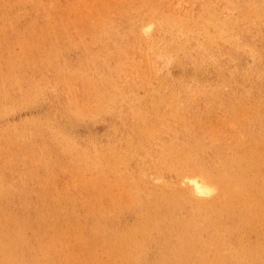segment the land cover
Listing matches in <instances>:
<instances>
[{
  "label": "bare ground",
  "instance_id": "1",
  "mask_svg": "<svg viewBox=\"0 0 264 264\" xmlns=\"http://www.w3.org/2000/svg\"><path fill=\"white\" fill-rule=\"evenodd\" d=\"M217 1L0 0V22L10 26L8 32L20 28L28 37V44L18 45L17 75L1 74L6 90L0 89V108L15 111L50 94L60 119L106 124L107 116H93L112 113L122 94V72L136 71V62L142 72L129 76L132 90L143 88L147 79L160 81L152 55L161 59L174 44L186 51L201 36L199 52L210 59L231 31L239 47V39L262 34L264 0H232V22L220 17ZM155 29L167 30L169 37L152 40ZM60 39L69 45L63 47ZM8 43L12 50L18 44L12 38ZM116 82L120 88L114 92ZM181 87H168L163 100L152 95L150 117L161 118L158 124L147 121L142 131L157 140L144 155L131 139L139 124L123 126L122 117L102 135L85 139L69 138L57 117L4 128L0 264H25L28 247L44 242L120 246L148 241L197 247L203 264H264V150L259 158L242 155L247 162L237 165L228 151L230 145L238 154L247 151L244 143L264 145L263 137L246 134L247 127L237 121L251 117L264 127V100L223 85ZM161 101L172 103L164 109ZM128 112H134L133 119L148 115ZM230 122L240 125L233 136L215 131Z\"/></svg>",
  "mask_w": 264,
  "mask_h": 264
},
{
  "label": "rangeland",
  "instance_id": "2",
  "mask_svg": "<svg viewBox=\"0 0 264 264\" xmlns=\"http://www.w3.org/2000/svg\"><path fill=\"white\" fill-rule=\"evenodd\" d=\"M227 1L228 0H218L217 8L220 11V17L222 18L224 17L225 19L232 22L234 18L233 8H232L233 2L232 0H229L228 2ZM8 27L10 26L7 23L0 22V62L2 61L1 62L2 64L0 63V70H2L0 71V77H1L0 89H4V90L6 89L2 87L5 86L6 82L2 80L3 76L1 74H3V72L8 74L10 71L13 72L15 75H17L16 71L19 69L17 63L21 61L20 57L22 54L21 50H19L18 48V45L20 42L23 43V45L28 44V37L24 33L21 34L22 30L20 28H16L14 29V33L13 32L10 33L8 31H12V30L7 29ZM220 27L221 26H219L218 30H221ZM157 30L155 29L152 31V37H151V39L153 38L152 40H156L161 36L164 38L169 37L167 30H158L159 32ZM263 31H264L263 29L262 31H260L262 32V34H260V36L257 39L255 38L252 40L239 39L240 44L242 45L240 47L236 45V39L234 38L233 31L229 32L228 34H226L227 40L224 43H222L219 49H217L218 51L215 53V56L210 59L204 58L203 55L199 52V47H200L199 45H201L200 41L202 40L201 36H199L198 41H195L193 44L190 43V47L187 48L186 51L182 49L180 44L178 43L174 44L172 46L171 52H168L166 54L162 53L163 56L161 59H160V55L159 56L158 55L156 56L155 54L152 55V64L156 70L157 69L159 70L160 75L158 78L160 81L155 83L153 81L150 82L147 79L145 86L143 88L140 86L132 90L130 87H128L129 76L142 72L141 70L142 64L135 61L137 65L136 71H134L133 73L131 72L130 74H128V72L126 71L122 72V78L120 79L122 94L117 103L113 102V106L111 108L112 113L110 115L102 114L99 116L98 113L96 112L93 116V117L107 116L106 124L103 123L95 124L91 122V120L86 118H82L81 120L72 119L73 121L69 120V118H67L68 120L66 118L60 119V117H62L61 109L58 108L59 105L56 103V101L52 100V96L50 94L40 97L39 101L33 104L32 106L25 105L15 111H9V110L4 111L3 109L5 107H1L2 109L0 108V112L2 113V116L0 117L2 118H0V142L2 145H5L4 142L5 140L2 141V139H3V135H7L5 129H7L8 126L14 125L26 119H32V118L45 119L48 117L49 118L57 117L59 124L63 126L65 133L69 138L85 139L89 136L102 135L105 132L106 127H110L112 124H115L116 121H118L119 118L122 117L123 126H127V125L137 126L139 124L138 128L136 127V129H133L131 139L133 140L134 148L140 150V152L144 155L147 152L149 146L156 143L157 140L142 133V131L145 129V126L147 127L152 123L158 124L159 118H161V117H150L151 116L150 113L153 111V109L151 108L152 104L149 106L152 100V95L157 94L158 100H163L165 97H168L169 93L167 90L169 89L168 87H171L172 85L183 86L181 87L183 89H188V88L196 89V88H203L205 86L223 85L226 87L228 91L237 90L240 93H244L246 90H249L253 95L260 97L264 100V59L261 57L264 51ZM10 38L17 39L18 44L15 50L9 49L10 44L8 43V39ZM60 40H61L60 43L62 44L63 47L68 46L70 43L68 39L66 40L60 39ZM148 43L149 41L143 43L144 50L148 48ZM150 48L152 49V47ZM116 83H117V88L114 90V92L119 91L120 88V83L118 82ZM147 88L149 89V92L147 91L148 90ZM156 89L158 91L155 92ZM1 91L2 90H0V93ZM132 94H134L135 96H133ZM140 95L142 96V98L140 97ZM10 98L12 97H7L8 101H11L13 99ZM125 99H127L131 103ZM171 103H172L171 101H161L159 102V105H164L165 106L164 109H165L168 108L169 104ZM129 110L132 111L137 110V112L143 114L147 112L148 118L142 115V119L141 117H135L134 120L133 118H131L132 117L131 114H134V112H128ZM79 117H85V116H79ZM165 118L172 120V117H165ZM137 121L139 122L136 123ZM237 121L241 126L243 122L244 126L247 127V129L245 130L246 134H250L252 137L264 138V127H258L259 126L258 122H255L251 117H245V118L237 117ZM230 123L232 124L233 122ZM230 123L224 130H215V131L221 136H228V137L233 136L234 133L239 130L240 125L237 126L235 123H233L232 124L233 127H232ZM182 135L183 133H179L178 138L181 137ZM161 138L162 139L164 138L166 140L168 139V136L165 134L162 135ZM227 141L233 142L232 139H227ZM236 148L237 146L230 145L228 151L238 160L237 161L233 159L235 161V164L237 165V162L240 164L246 163L247 161L241 159V157L242 155L251 156L250 152L255 153L257 158L261 157V153L264 150V145L244 143V148L247 150L245 151L244 154L235 153L234 149ZM59 234L60 232H53V231L41 232V235L44 236H59ZM92 235H97V233H94ZM106 235H110V234L106 233ZM151 235L158 237V233L156 232H152ZM44 243L36 246L30 245L28 247L27 259L25 264H38L39 262H40L39 264H58V263L59 264H203L201 251L199 248L190 245L168 244L165 243L164 241L161 242L148 241L145 244H133V245L122 244L120 246H116L113 244L89 245V246L80 244L77 245L79 246V248L76 245L69 244V242H56L53 245L51 244L43 245ZM63 246L66 248H64ZM74 247H76L75 250ZM74 251H76V253ZM64 252L65 253L68 252V253L65 254ZM61 256L62 258H60ZM53 257H55L57 260L55 261Z\"/></svg>",
  "mask_w": 264,
  "mask_h": 264
}]
</instances>
